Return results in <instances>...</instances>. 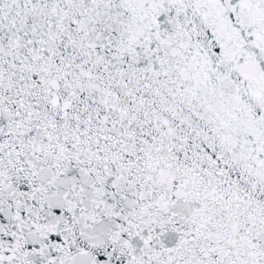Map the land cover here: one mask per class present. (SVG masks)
Returning a JSON list of instances; mask_svg holds the SVG:
<instances>
[{
  "label": "snow or ice",
  "instance_id": "snow-or-ice-1",
  "mask_svg": "<svg viewBox=\"0 0 264 264\" xmlns=\"http://www.w3.org/2000/svg\"><path fill=\"white\" fill-rule=\"evenodd\" d=\"M0 264H264V0H0Z\"/></svg>",
  "mask_w": 264,
  "mask_h": 264
}]
</instances>
